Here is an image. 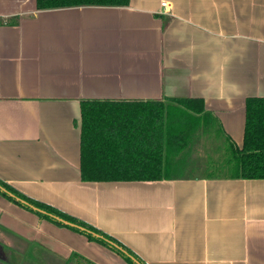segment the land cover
<instances>
[{
	"label": "crops",
	"instance_id": "1",
	"mask_svg": "<svg viewBox=\"0 0 264 264\" xmlns=\"http://www.w3.org/2000/svg\"><path fill=\"white\" fill-rule=\"evenodd\" d=\"M247 96H264V0H0V180L146 264H264V178L188 174L212 169L214 126L189 129L166 99L201 98L225 154L242 145ZM86 99H166L160 178L81 179ZM62 222L0 193V264H129Z\"/></svg>",
	"mask_w": 264,
	"mask_h": 264
},
{
	"label": "trees",
	"instance_id": "2",
	"mask_svg": "<svg viewBox=\"0 0 264 264\" xmlns=\"http://www.w3.org/2000/svg\"><path fill=\"white\" fill-rule=\"evenodd\" d=\"M129 0H36L37 8L73 5H126ZM191 116L189 129L202 131L215 117L201 98H166ZM165 99V100H166ZM82 100L80 118V176L82 180L158 179L162 172L161 136L173 126L165 122L167 102ZM174 129V128H173ZM165 133V135H164ZM230 141V139L228 138ZM145 147V148H144ZM227 175L264 178V96L245 98L243 142L230 141ZM0 193L56 223L72 227L120 254L129 264H146L129 248L105 232L75 219L48 204L33 200L0 180Z\"/></svg>",
	"mask_w": 264,
	"mask_h": 264
},
{
	"label": "rangeland",
	"instance_id": "3",
	"mask_svg": "<svg viewBox=\"0 0 264 264\" xmlns=\"http://www.w3.org/2000/svg\"><path fill=\"white\" fill-rule=\"evenodd\" d=\"M214 127L213 128H209V129H207V130H205L203 133L205 134V136L206 137H214V138H212V147H215L214 149H216V147H217V143L218 144H220L221 143V147L220 148H218V150L217 151H214V149L212 148L211 150H210V153L211 154H215L214 155V157L213 158H211V159H213L212 160V165H211V167H212V169H207L206 171H204L205 169H203V170H198V171H194V172H188V174H193V173H195V174H199V175H202V174H206V173H212V174H216V175H218V174H220V175H222V174H226L227 173V170H228V168H227V166L225 165V161H226V158H227V156L229 155V154H227L228 153V151L225 149V154H221V152H222V145H224V144H226V141L223 139V138H218L216 135H218L219 134V132H218V125L216 124V123H214L213 122V124H212ZM208 139V138H207ZM209 141V140H208ZM221 141V142H220ZM203 145V144H202ZM208 144L205 146V147H203V149L201 150V157L199 156L198 158L200 159V161L199 160H197V155L195 156V157H193V160H190V161H192V162H194V161H197L198 163L199 162H201L202 163V161H203V159H207V156H205L204 155V153H207L208 151H209V149H208ZM214 151V152H213ZM219 155V156H218ZM219 158H218V157ZM219 159L220 161L218 162V160L216 161L215 159ZM202 159V160H201ZM215 161V162H214ZM200 163V164H201Z\"/></svg>",
	"mask_w": 264,
	"mask_h": 264
},
{
	"label": "built area",
	"instance_id": "4",
	"mask_svg": "<svg viewBox=\"0 0 264 264\" xmlns=\"http://www.w3.org/2000/svg\"><path fill=\"white\" fill-rule=\"evenodd\" d=\"M167 5V2L166 1H161V6L162 7H165Z\"/></svg>",
	"mask_w": 264,
	"mask_h": 264
}]
</instances>
